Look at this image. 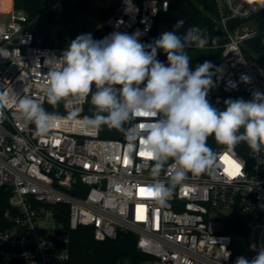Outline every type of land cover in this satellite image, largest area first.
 Here are the masks:
<instances>
[{
    "label": "built area",
    "instance_id": "obj_1",
    "mask_svg": "<svg viewBox=\"0 0 264 264\" xmlns=\"http://www.w3.org/2000/svg\"><path fill=\"white\" fill-rule=\"evenodd\" d=\"M252 4L214 0L221 41L187 49L192 71L197 58L217 52L216 66L223 71L214 75L216 84L249 96L264 93V61L248 55L249 42L262 32L255 20L262 10L253 11ZM63 5L64 0H48L46 9L62 12ZM114 8L99 26L129 35L139 31L144 44L170 32L164 20L170 0H120ZM96 28L78 36L93 37ZM52 29L55 42L45 44L14 0H0V202H6L0 208V264L67 263L70 235L55 216L60 204L68 206L72 230L92 226L97 240L115 239L120 231L137 233L138 249L154 257L145 264H235L240 256L254 258L264 247V150L257 154L248 149L244 155L226 146L213 147L218 160L212 171L189 173L167 206H161L140 191L153 183L154 162L130 150L125 138L103 137L100 128L86 124L87 100L62 99L56 106L64 112H49L63 118L59 126L45 136L34 135L35 125L17 111L15 95L48 105L46 74L50 66H58L53 59L71 43L66 34L69 42L61 41ZM157 59L167 64L166 55L158 52ZM242 75L250 83L242 82ZM72 110L79 116L68 118ZM220 214L234 220L231 232L225 231ZM238 217L246 219L247 254L233 249Z\"/></svg>",
    "mask_w": 264,
    "mask_h": 264
},
{
    "label": "clouds",
    "instance_id": "obj_2",
    "mask_svg": "<svg viewBox=\"0 0 264 264\" xmlns=\"http://www.w3.org/2000/svg\"><path fill=\"white\" fill-rule=\"evenodd\" d=\"M252 10H264V0H253ZM184 23L178 20L173 31L149 44L140 42L139 31L131 35L113 32L99 41L90 33L81 34L59 59H53L58 66L49 67L44 88L47 102L54 107L69 97V102L90 97L94 113L83 118L85 123L120 131L130 150H139L154 162L148 189L161 206H167L189 173L212 171L218 154L208 145L210 136L229 150L240 143L257 154L264 150V93L253 92L249 101L227 99L223 111L214 107L208 95L215 87L213 76L223 70L210 61L190 69L187 49L205 48L209 36L198 27L177 34ZM159 50L166 54L167 64L157 59ZM240 79L250 83L247 75ZM15 97L17 111L35 125L37 137L47 135L63 119L46 111L36 99ZM3 108L0 104V116ZM78 116V110L68 113V118ZM235 264H264V247L251 260L240 256Z\"/></svg>",
    "mask_w": 264,
    "mask_h": 264
},
{
    "label": "trees",
    "instance_id": "obj_3",
    "mask_svg": "<svg viewBox=\"0 0 264 264\" xmlns=\"http://www.w3.org/2000/svg\"><path fill=\"white\" fill-rule=\"evenodd\" d=\"M9 2V0H2ZM48 0H14V7L17 10L24 11L29 17V26L33 30L44 36L45 44L55 42L51 37V28L56 25L67 23V16L77 10L84 12L89 9L91 0H64L62 12L47 10ZM117 3V2H116ZM115 3V4H116ZM115 4L102 9V14L106 17L113 11ZM207 6V8H206ZM216 8L214 0H170V8L165 13L164 20L170 31L174 30V25L180 19L185 21L183 28L177 34H183L188 28L198 27L204 30L209 36V42L216 39L220 42L222 30L216 23ZM256 23L262 32L252 41L249 42L251 47L249 57L264 61V10L255 16ZM114 31L107 26H99L94 31V40H102L104 37ZM75 34L70 30V34ZM76 35V34H75ZM77 37V36H75ZM160 55H166L162 50L158 51ZM220 57L216 52L214 56L211 53L206 54L203 59L194 61V68L210 61L214 66L218 64ZM215 87L210 90L209 102L219 110H225L224 101L227 99H243L249 101L252 96L247 95L238 89H231L216 84L213 76ZM48 112H64L60 106H44ZM94 113L93 106L90 104V97L84 108V115L91 116ZM101 136L107 138H124L123 134L116 129H109L107 126L100 127ZM208 145L213 148L224 146L217 144L214 137H209ZM239 153L246 155L249 147L245 143H240L235 147ZM73 193H76L75 191ZM6 202H0V208H4ZM69 210L65 204L58 205L56 219L63 224V231L70 235V260L65 264H145L148 260H154V257L147 255L137 247L138 235L135 232L120 231L115 239L97 240L94 237V228L92 226H80L72 230L69 225ZM246 219L238 217L235 228L232 232L234 253L247 254L246 244Z\"/></svg>",
    "mask_w": 264,
    "mask_h": 264
},
{
    "label": "rangeland",
    "instance_id": "obj_4",
    "mask_svg": "<svg viewBox=\"0 0 264 264\" xmlns=\"http://www.w3.org/2000/svg\"><path fill=\"white\" fill-rule=\"evenodd\" d=\"M119 1L120 0H91V5L86 11L80 12L73 10L67 16V23H64L63 25L64 33L72 41L73 37L78 36L80 32L96 28L99 26L100 21L104 19L101 12L102 9ZM70 30L75 32L76 35H72V33L70 34Z\"/></svg>",
    "mask_w": 264,
    "mask_h": 264
},
{
    "label": "water",
    "instance_id": "obj_5",
    "mask_svg": "<svg viewBox=\"0 0 264 264\" xmlns=\"http://www.w3.org/2000/svg\"><path fill=\"white\" fill-rule=\"evenodd\" d=\"M207 8V6H206ZM52 32L64 43H68V37L64 33V29L62 24L56 25L53 27ZM219 218L222 219L225 223V231L231 232L234 227V220L230 216H226L224 214H220Z\"/></svg>",
    "mask_w": 264,
    "mask_h": 264
},
{
    "label": "snow or ice",
    "instance_id": "obj_6",
    "mask_svg": "<svg viewBox=\"0 0 264 264\" xmlns=\"http://www.w3.org/2000/svg\"><path fill=\"white\" fill-rule=\"evenodd\" d=\"M141 155H143V153L141 152ZM227 160V158H225ZM127 162V161H126ZM238 168V166H236ZM141 193H147L149 196H154V193H152V191L150 189H144V188H141L140 189Z\"/></svg>",
    "mask_w": 264,
    "mask_h": 264
},
{
    "label": "crops",
    "instance_id": "obj_7",
    "mask_svg": "<svg viewBox=\"0 0 264 264\" xmlns=\"http://www.w3.org/2000/svg\"><path fill=\"white\" fill-rule=\"evenodd\" d=\"M74 38V37H73Z\"/></svg>",
    "mask_w": 264,
    "mask_h": 264
}]
</instances>
